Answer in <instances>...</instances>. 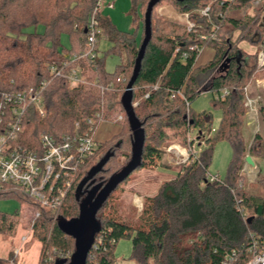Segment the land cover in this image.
I'll return each mask as SVG.
<instances>
[{
    "label": "trees",
    "instance_id": "1",
    "mask_svg": "<svg viewBox=\"0 0 264 264\" xmlns=\"http://www.w3.org/2000/svg\"><path fill=\"white\" fill-rule=\"evenodd\" d=\"M149 1L131 0L136 21L140 10H145L144 22ZM170 1L177 11L189 15L195 27L189 31L169 24L174 36L157 38L153 19L155 9L162 2L153 10L152 39L134 85L133 103L138 102L135 113L146 135L140 168L162 158L158 146L166 138V128L182 131L184 143L186 133L191 130H197L200 136L209 135L213 129L212 112L197 113L191 108L203 93L210 92L215 97L228 92L223 99L212 98L214 108L221 112L220 122L206 140L208 147L194 162L174 179L164 182L156 195L145 198L138 225L120 222L113 213L103 215L106 201L97 214L99 229L94 242L99 238L101 242L98 250L89 253L87 264H116V247L124 239L131 241L130 260L134 264H222L234 249L240 251L239 264H246L252 257L250 248L255 241L264 247V196L248 193L242 187L247 154L264 159V136L256 134L248 139L245 130V88L262 70L258 67V54L264 38L260 27L264 3L259 9H252V0H236L225 7L215 0ZM97 3L98 0H0V91L37 86L48 77L49 65L62 64L74 53L85 51V30ZM210 4V18L201 17L200 11ZM219 13L223 14L222 19ZM97 18L103 33L100 42L106 40L113 47L99 56L98 69L92 71L91 78L98 77L103 85L113 83L114 90L102 93L95 87L71 89L66 80H53L44 92L46 116L42 118L34 108L27 112L24 139L28 147H36L42 133L57 139L71 134L75 123L94 116L102 106L105 121H111L110 112L116 109L124 113L121 99L142 42L137 43L138 31H120L101 12ZM211 34L216 36L215 40L210 39ZM64 38L68 44H64ZM241 42L256 51L245 52L239 46ZM194 46L212 48L213 60L197 67L199 53L190 50ZM121 54L125 55L126 63L122 61L114 73H108L106 58L122 57ZM184 54L188 55L186 59ZM121 76L126 82L118 84ZM206 80L208 84L202 86ZM259 116L264 128V107L259 108ZM123 123L125 143L132 150L133 135L126 115ZM114 141L112 146H108L109 142L99 145V158L80 169L57 211L41 208L10 186L0 192V201L15 199L21 206H32L39 212L31 226V234L41 244L38 264H45L48 252L59 255L49 264L70 262L75 240L65 235L58 223L78 217L88 193L95 187L100 190L124 168L116 161L124 142ZM220 142L231 146L232 158L225 179L210 181L214 149ZM12 217L0 214V232L10 233L14 229ZM0 264H9V260L0 258Z\"/></svg>",
    "mask_w": 264,
    "mask_h": 264
},
{
    "label": "built area",
    "instance_id": "2",
    "mask_svg": "<svg viewBox=\"0 0 264 264\" xmlns=\"http://www.w3.org/2000/svg\"><path fill=\"white\" fill-rule=\"evenodd\" d=\"M236 0H215L220 6H228ZM264 0H252V9H259L263 6ZM104 0H98L94 14L87 26V48L81 53H74L62 64H51L48 66V77L42 80L37 86L26 87L17 91H0V192L7 187H13L21 191L26 196L38 203L41 208L57 211L64 203L68 193L71 191L75 177L80 169L86 167L91 160L98 159L97 151L99 143L96 140V132L99 126L105 121V109L102 106L100 111L94 116L86 118L83 122L74 125L73 132L57 139L52 135L42 133L38 138L36 147L31 148L25 144L27 112L34 108L43 118L46 116L44 108V92L48 85L56 79H64L71 89L75 88H97L102 93L114 90V84H101L98 77L91 78L92 71L98 69L96 64L99 56L100 39L103 36L97 14L101 12ZM113 8L114 4H108ZM212 4L200 11L201 17L210 18ZM186 15L188 30L194 29L195 25ZM222 19L223 14L219 13ZM264 19V13L261 20ZM215 29H218L215 27ZM264 30V29H263ZM210 39H216L211 34ZM207 39L208 37H204ZM191 51H198L199 55L204 50L199 47H191ZM188 57L184 54V59ZM258 67L264 69V38L260 45L258 54ZM126 82L124 76L117 79L118 84ZM257 88L261 87L257 80ZM157 88V87H156ZM155 88V89H156ZM245 106L247 108V119L250 123L259 122V98L249 94V86L245 88ZM183 97L182 92H178ZM228 94L227 91L216 95V100L223 99ZM146 98L148 95L145 96ZM184 98V97H183ZM136 108L138 102L133 103ZM125 116L120 114L114 122H123ZM215 132L213 128L209 133L211 137ZM184 157V163L194 161L201 150ZM247 164L245 163L246 171ZM218 177L209 175L210 181L217 180ZM137 207L142 210V204ZM39 217V212L34 219ZM244 217L246 215L244 214ZM27 242V238L22 239V245ZM101 239L93 243L92 250H98ZM15 247L14 256L19 257L23 247ZM90 251V252H91ZM250 252L251 259L246 264H264V247L255 241ZM239 249H234L228 253L222 264H239ZM52 262L48 257L45 264ZM12 263V262H11Z\"/></svg>",
    "mask_w": 264,
    "mask_h": 264
},
{
    "label": "rangeland",
    "instance_id": "3",
    "mask_svg": "<svg viewBox=\"0 0 264 264\" xmlns=\"http://www.w3.org/2000/svg\"><path fill=\"white\" fill-rule=\"evenodd\" d=\"M110 3L114 4V8H107ZM169 9H171L179 18H184V14L177 11L170 0L162 2L155 9L153 19L154 32H156L157 38L161 35L174 36L169 24H175L188 30L187 19L184 18L185 21H181L180 19L172 20L167 14ZM131 10V0H104V6L102 7L101 13L102 16L109 18L122 32L134 33L138 31L137 43L140 45L144 37L143 16L145 10H140V18L137 21L135 14ZM260 27L264 29V19H260ZM63 42L64 44H68L66 38L63 39ZM242 44L245 43L241 42L239 43V46H242ZM247 45L249 44L247 43ZM249 46L252 47L251 45ZM112 47L113 44L106 40H102L99 46L100 55L104 56ZM253 51H256L255 48ZM126 60L125 55H122V57L119 55H109L106 58V71L108 73H114L117 67L122 64V61L125 64ZM262 75V70L257 73L255 80L251 83L254 86V88H251V91L255 92L254 90L258 89L256 79L262 78ZM208 82L209 80H206L202 86H205ZM212 98H214L212 93H203L192 104L191 108L197 113L204 111L212 112L213 128L217 129L221 118V112L214 108ZM110 114L111 115L108 119L112 120L111 122H114L120 114H123L124 116L126 115L125 112H120V109H116L115 111L110 112ZM247 123L250 122L246 118L245 130L248 139L256 134L262 135L263 124L260 116L258 123H250V128ZM117 127L119 128V132L105 143L109 142L108 146H112L111 143H113L112 141L114 140L115 143L124 142V146L118 151L116 161L122 167H125L131 159V149L129 143H125L127 141V136L124 131V123L118 122ZM164 132L166 138L164 142L158 146L162 158L160 160H152L150 163L145 164L143 168H139L133 172L130 177L109 197L106 205L107 207L102 210L103 215L113 213L116 219L120 222L134 226L138 225L142 210H140L136 204L139 206L142 204L143 209L145 198L156 195L164 182L174 179L184 167L194 162H183L184 157L187 155L185 150L188 155H191L194 154V151L198 152L201 150L202 152L208 147L206 140L209 138V135L200 136L197 130H191L189 133H186V143H184L185 135L182 131H174L170 128H166ZM231 158V146L227 142L218 143L214 149L213 162L209 169L210 174L220 179H225ZM253 159L255 161V166L247 165L246 171L242 170V187L246 192L262 197L264 196V159L256 157H253ZM36 213L37 210L34 207L28 205L21 206L15 199L0 201V214L13 216L12 219L14 223V229L10 233L8 231L0 232V250L6 246L12 251L14 247L18 246L17 240L21 241L25 236H29V239L24 247V251L30 252L35 250L38 240L29 233H31L32 221ZM131 253V241L125 239L121 240L116 247V264H134L130 260ZM46 256L47 258H52V260L59 257L57 252L56 255H52V253L49 254L48 252L46 253Z\"/></svg>",
    "mask_w": 264,
    "mask_h": 264
},
{
    "label": "water",
    "instance_id": "4",
    "mask_svg": "<svg viewBox=\"0 0 264 264\" xmlns=\"http://www.w3.org/2000/svg\"><path fill=\"white\" fill-rule=\"evenodd\" d=\"M162 1L163 0H150L148 3L144 18V38L135 61L132 77L121 99L122 107L133 135L131 159L129 163L119 173L112 176L100 190H98V187H95L88 193L87 197L80 205L78 217L71 220L59 221V229L65 235L75 240V252L72 254L68 264H87L88 255L99 229L97 224L98 212L102 209L111 194L142 165L146 135L142 124L136 116L135 107L133 106L134 85L139 78L146 49L152 39V13L155 7ZM177 1L183 2L191 0ZM85 33H87V30H85ZM245 163L250 166H255V161L249 154L245 158ZM249 221H251V219H249ZM56 264H63V262L58 261Z\"/></svg>",
    "mask_w": 264,
    "mask_h": 264
},
{
    "label": "crops",
    "instance_id": "5",
    "mask_svg": "<svg viewBox=\"0 0 264 264\" xmlns=\"http://www.w3.org/2000/svg\"><path fill=\"white\" fill-rule=\"evenodd\" d=\"M109 8V7H107ZM114 8V7H113ZM112 9V8H109ZM102 11V9H101ZM168 16L172 19V20H184V18L186 19V15L184 14V18H179L171 9H169L168 11ZM187 21V20H186ZM241 48L249 53L252 54L254 53V48L250 47L249 45H247V43L242 44ZM215 56V51L212 48H204V50L202 51V53L199 55V58L197 60V67L198 66H204L206 64H208L209 62H211L213 60ZM263 71V75L261 76L262 78L260 79H256L260 82L261 87L258 88L257 90H254L255 92L251 91V88H254L253 84H250L249 86V94L252 97H258L259 98V106L264 107V69H262ZM258 91V92H257ZM208 93V92H205ZM248 127L250 128V123H247ZM263 129V133L262 135L264 136V128L262 126ZM119 132V128L117 127V123L116 122H103L97 132H96V140L99 143H104L107 140L111 139L115 134H117ZM31 234V233H29ZM27 238V241L29 239V236H25ZM27 243V242H26ZM26 243H24V245H22V240H17V247L21 246L23 247V250L21 252V254L19 255V257H15L13 250L11 251L10 248L4 246L1 250H0V258L2 259H6L9 260V264H38L39 260H40V253H41V244L38 242L37 245L35 246V250L32 251H24V247L26 245ZM12 262V263H11Z\"/></svg>",
    "mask_w": 264,
    "mask_h": 264
}]
</instances>
